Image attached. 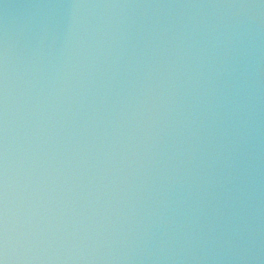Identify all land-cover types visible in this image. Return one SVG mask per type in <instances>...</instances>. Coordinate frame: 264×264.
<instances>
[{
    "label": "water",
    "instance_id": "1",
    "mask_svg": "<svg viewBox=\"0 0 264 264\" xmlns=\"http://www.w3.org/2000/svg\"><path fill=\"white\" fill-rule=\"evenodd\" d=\"M0 264H264V0H0Z\"/></svg>",
    "mask_w": 264,
    "mask_h": 264
}]
</instances>
